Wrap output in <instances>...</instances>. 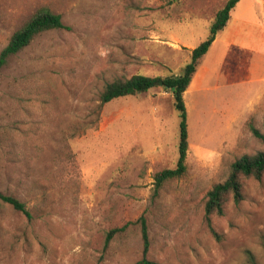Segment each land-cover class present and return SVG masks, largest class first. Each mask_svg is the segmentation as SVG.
I'll return each instance as SVG.
<instances>
[{"label":"rangeland","instance_id":"374dc122","mask_svg":"<svg viewBox=\"0 0 264 264\" xmlns=\"http://www.w3.org/2000/svg\"><path fill=\"white\" fill-rule=\"evenodd\" d=\"M226 0H0V50L39 7L69 29L37 34L0 66V264H264V177L241 179L242 199L204 214L207 191L243 154L264 151V0H239L184 92L185 172L174 168L179 115L166 88L102 103L104 85L167 76L190 61ZM261 57L257 68L254 63ZM216 69L212 74V70ZM217 73V74H216ZM251 78L253 81L249 80ZM106 244L109 230L120 228Z\"/></svg>","mask_w":264,"mask_h":264},{"label":"trees","instance_id":"16d2710c","mask_svg":"<svg viewBox=\"0 0 264 264\" xmlns=\"http://www.w3.org/2000/svg\"><path fill=\"white\" fill-rule=\"evenodd\" d=\"M239 0H226L224 4L215 12L209 25L207 37L200 41L198 45L190 50V61L177 74L167 76H149L140 73L132 74L129 77L116 78L107 82L100 94V101L106 103L114 98L135 95L146 92L154 87L158 80L162 79L163 84L167 85V91L173 87L171 93L172 103L179 115V141L178 156L174 168H163L154 174V192L162 186L167 179L180 177L186 169L185 158L188 149L187 140V112L184 103L183 93L187 89L192 75L194 74L201 57L205 54L213 41L216 33L222 30L230 17L231 9ZM50 29H69L61 20V15L52 12L47 7H39L18 29L10 36L6 45L0 50V66L5 64L7 58L20 51L39 33ZM249 130L259 140L264 142V133L260 132L252 123H248ZM251 177L262 179L264 177V151H258L254 154H243L235 159L229 167V173L225 180L214 184L206 193L204 201V214L206 224L213 235H216L211 224L210 217L213 214H220L226 200L231 197L235 202L242 199L241 179ZM0 200L9 203L25 216L29 217V212L25 205L17 198L11 195L0 194ZM141 227L142 239V258L135 264H158L146 258L149 239L147 234L146 222L143 216L137 220ZM123 230L114 228L106 234V244L112 238L115 232ZM250 264H256L253 255L248 252Z\"/></svg>","mask_w":264,"mask_h":264},{"label":"crops","instance_id":"0c3cea01","mask_svg":"<svg viewBox=\"0 0 264 264\" xmlns=\"http://www.w3.org/2000/svg\"><path fill=\"white\" fill-rule=\"evenodd\" d=\"M230 17H231V11H230ZM230 17H229V19L227 21V24H228V22L230 20ZM227 24L225 25V27L227 26ZM217 37H218V35L216 33V35H215L213 41L211 42L209 48L207 49V51L205 52V54L201 57V59L199 61V64H198V66H197L194 74L192 75L191 81H190L187 89L184 92H191L194 89H199L200 86H201V84H203V79L210 74L209 63L208 62L203 63L202 62V59H203L204 56L206 57L214 49V47L217 45ZM184 46L186 48H188L189 50H191L193 48V45H190V44H186ZM260 61H261V57H258L257 61H255V63H254V65H255L256 68L261 64V63H259ZM215 70H216L215 68L212 70V74L215 72ZM248 79L251 80V81H253L251 78H248ZM256 79L262 81L264 79V75H262L260 77H257Z\"/></svg>","mask_w":264,"mask_h":264},{"label":"water","instance_id":"95a60500","mask_svg":"<svg viewBox=\"0 0 264 264\" xmlns=\"http://www.w3.org/2000/svg\"><path fill=\"white\" fill-rule=\"evenodd\" d=\"M156 84L157 85H161L164 88H167V85L163 84V80L162 79L158 80ZM169 90H170V92H172L174 90V88L173 87H170Z\"/></svg>","mask_w":264,"mask_h":264}]
</instances>
